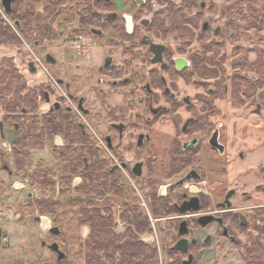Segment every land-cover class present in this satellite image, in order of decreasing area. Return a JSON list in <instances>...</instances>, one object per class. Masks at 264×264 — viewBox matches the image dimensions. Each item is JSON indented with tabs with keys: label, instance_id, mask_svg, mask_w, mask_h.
I'll return each instance as SVG.
<instances>
[{
	"label": "flooded vegetation",
	"instance_id": "flooded-vegetation-1",
	"mask_svg": "<svg viewBox=\"0 0 264 264\" xmlns=\"http://www.w3.org/2000/svg\"><path fill=\"white\" fill-rule=\"evenodd\" d=\"M25 2L28 0L16 5L18 16H22ZM32 2L35 11L46 17L40 24L54 31L49 37L35 30L36 36L55 40L63 35L71 42L73 56H89L90 63L81 65L77 58L71 56L68 61L63 56L62 74L56 71L52 75L38 61L48 75L42 83L46 85L43 100L35 112L18 115H48L56 125L66 124L65 133L48 138L44 147L51 146L56 156L54 148L66 145L64 136L77 139V130L80 132L83 142L67 146L82 149L81 185L87 181L90 158L95 157V186L91 192L82 191L83 199L87 208L96 206L101 220L111 222L116 236L114 254L119 255L128 236L141 248L136 264H206V255L216 242L239 264H264L263 122L249 123L254 125V133L238 134L233 122L213 116L214 101L228 93L233 107L254 106L255 114L261 113L264 104L255 99L262 98L264 86L252 92L253 102H247L245 74L226 75L220 56H173L164 42L169 32L185 34L195 27L200 30L194 37L212 35L208 45H220L216 39L225 36L231 21L224 28H212L202 19L206 10L216 11L214 1ZM2 12L7 23L9 13ZM221 13L226 18L225 10ZM90 42L96 43L97 53H88ZM46 56L43 59L48 65L60 63L56 57ZM28 66L37 71L33 62ZM250 80L259 79L252 76ZM183 84H190L195 93H182ZM237 93L244 100L232 101ZM87 119L96 120L97 131ZM161 123L169 125L167 138L161 139L153 127ZM4 126L13 130L15 141L18 125L9 127L0 120L1 130ZM83 225L87 229L81 250L86 264L91 226ZM160 233L164 238L158 242ZM54 254L57 264L66 258L65 253L58 261Z\"/></svg>",
	"mask_w": 264,
	"mask_h": 264
},
{
	"label": "rangeland",
	"instance_id": "rangeland-1",
	"mask_svg": "<svg viewBox=\"0 0 264 264\" xmlns=\"http://www.w3.org/2000/svg\"><path fill=\"white\" fill-rule=\"evenodd\" d=\"M174 1L177 4L179 0ZM211 1H214L216 11L206 10L202 19L208 20L212 28L214 26L224 28L227 20L231 21V26L226 29L225 36L223 37L222 35L220 39H216L220 45H208L212 35L208 39L207 37L205 39L194 37V33L198 34L200 30L194 27L193 29H187L185 34L181 32L176 35L173 32H169L164 42L170 48L172 52L170 54L173 56H188L191 59H194V56H199V54H203V56H220L219 59L223 63L221 68L226 75L238 72L239 76L241 74L247 76L248 84L252 76L258 78V82L261 83L262 78L264 79V0H208V3L210 4ZM36 5L37 9L40 10V5ZM15 7L16 3L13 8ZM222 9L225 10L226 18H221L220 16ZM2 11L0 4V15L3 19ZM221 14L223 16V13ZM5 19L8 20L6 24L10 25L14 31L17 30L13 19L8 15L5 16ZM183 26L187 27L188 25L183 24ZM23 38L24 40L19 46L0 45V58L13 59L14 65L23 74L28 87L39 88L43 85V82H46L48 75L41 68L42 65L52 75L56 71L61 75L62 70L65 68L64 62L61 61L62 57L64 56V59L68 58V61H71L72 53H74L71 50V42L66 40L63 35L55 40H44V38L37 37L35 31H31L28 36ZM35 40H39V43H35ZM95 44L93 42L89 43V47L92 45L89 51L87 50L89 54L97 53ZM46 54L56 57L60 63L53 66L48 65L43 59ZM73 57L77 58L76 62L81 65L87 66L90 63L89 56L87 58L86 56ZM28 62L35 64L37 67L36 72H32L29 69ZM67 67L69 66L67 65ZM256 88L253 90L247 89V102L254 101L250 95L257 90ZM180 90L186 94L195 93V88L190 84H183ZM231 91L233 93L232 89ZM88 95L91 97V93H88ZM229 95L228 93L226 97L224 95L219 96L214 101L215 114L213 116L216 119L226 118L228 122L229 120L231 123L233 122L234 133L237 132L238 134L240 132L249 134L256 132L254 125H249V123L263 122L264 126V109L261 113L255 114L254 106L248 105L245 108L233 107L229 102L231 101ZM240 100L244 99L239 93H237V97L233 96L232 101ZM255 101L264 104V94L261 99L258 98ZM42 105L45 108L47 107L46 104ZM2 116L3 111L1 109L0 120ZM235 118L237 119L234 121ZM257 118H262L263 120H257ZM87 122L93 130L97 131L95 119H87ZM161 124L163 125L155 124L153 127L158 129L161 139L167 138L169 125L166 123ZM13 143L14 136L8 146L0 143V156L6 157V160H8L10 174L13 176L11 180H8L6 186H1L0 188V208H3L2 213L6 216L9 224L8 235H6L7 233H2L1 235V237L5 236L4 239L7 238L3 242H6L5 246L8 247L9 252L1 260L5 264H57L55 254L48 249L49 244L57 242L60 249L66 253V258L62 264H84L81 245L87 228L79 220L81 217L80 206L76 204L79 199L85 196L81 189L77 190L82 186L83 176H81L80 171H76V173H70L67 170L62 171L63 162L54 155L51 146L41 150V152L30 148L26 166L23 169H17L12 153ZM36 169H46L47 178L55 181L53 193L49 192L47 188L43 190L38 185L33 186L29 182L27 176L33 175ZM10 186L14 187L11 188ZM3 191H7L9 199L3 200ZM41 198H51L55 201L56 204L52 213L41 211L35 205V201ZM4 201L7 202L6 205ZM47 220H49V226H57L59 228L60 232L58 235L50 233L44 227L45 225L43 224L47 223ZM13 237L15 238L14 241L12 240ZM157 238L159 242L164 237L160 233ZM11 240L12 243L10 242ZM162 258H164L163 255ZM206 264H239V261L235 256H227L225 249L220 248L216 242L206 255Z\"/></svg>",
	"mask_w": 264,
	"mask_h": 264
},
{
	"label": "trees",
	"instance_id": "trees-1",
	"mask_svg": "<svg viewBox=\"0 0 264 264\" xmlns=\"http://www.w3.org/2000/svg\"><path fill=\"white\" fill-rule=\"evenodd\" d=\"M32 1L34 0H28V2H26V6L22 10V16H18V11H16L18 9L17 6L21 5L22 0H17V6L8 14V16L17 24V30L15 31L10 25L3 21L0 15V45L19 46L22 44L20 36H28L31 31L35 30H37L41 36H53L54 31L47 28V25L40 24L46 20V17L44 14L35 11ZM258 84L261 86L264 85V79L262 78L261 83L258 81H250L247 89L261 87ZM45 87V84L41 85L39 88L28 87L23 74L14 65L13 59L7 57L0 58V112L2 109L4 113L1 120L9 127H13L15 124L18 125L16 129V138L12 148L17 169H23L24 166H26L30 148L43 150L48 138H52L53 135L56 134H64L65 128H67L66 124L63 122L56 125L48 115L41 118L31 115L23 117L18 115V113L22 111L29 113L36 111L39 101L43 100V90ZM80 136L78 130L76 135L77 139H70L65 135L64 142L66 145L54 148L55 153L64 164L62 171L67 170L70 173H76V171L81 170L83 164L82 149L69 148L67 146L70 142H78L81 144L84 139H81L82 137ZM90 160L91 168L86 172L87 181L77 189H81V192H91L93 190L92 187L95 186V157L91 156ZM1 162L3 168L5 164L9 166L6 157L1 156ZM7 169L10 171V168ZM33 173V175L30 174L27 176L29 182L33 186L38 185L43 190L47 188L49 192H54L55 181L51 178H47L46 169H36ZM55 204V201L51 198H41L35 201V205L41 211L49 213H52ZM76 204L80 206L81 217L79 220L81 224L88 223L91 226L86 250V264H113L117 260L120 261L117 262V264H136L139 262V260H137L139 259V254H141V248L138 247L139 243L136 241H129V237L125 235L127 236L126 243L120 249L119 255L116 256L113 252V240L116 236L111 227V222L101 220L99 212H97L96 206H92L93 204L87 208L86 206L88 205V202L85 201V199H79ZM103 229L105 231H103ZM131 237L133 238V236ZM133 243L134 245L137 244L136 248L132 247ZM133 249L136 251H134L136 258L132 255ZM134 261L136 263H134Z\"/></svg>",
	"mask_w": 264,
	"mask_h": 264
},
{
	"label": "crops",
	"instance_id": "crops-1",
	"mask_svg": "<svg viewBox=\"0 0 264 264\" xmlns=\"http://www.w3.org/2000/svg\"><path fill=\"white\" fill-rule=\"evenodd\" d=\"M11 131H10V128H8L6 126L3 127V130H1V128H0V143L2 145L6 144L8 146L9 142H11L13 140L14 135H13V131L12 132ZM34 151H37V150H34ZM0 158H1V156H0ZM10 173H11V171H9L7 168H3L0 164V188H1V186L2 187L6 186L8 184V180L12 179L13 176ZM13 187L14 186H12L11 188H13ZM2 195H4L3 200L9 199V194H7V191H3ZM4 202L6 205L7 202L6 201H4ZM2 210H3V208H0V264H5V263H3V261L1 259H3V257H5L8 254L9 249L7 246H5L6 242L5 243L3 242V240H6L7 238L4 239L5 236L3 235L1 237V235H2V233H4V234L7 233L6 235H8L9 224H8V220H7L6 216L4 215V213H2ZM48 228H47V230H48ZM14 239L15 238L13 237L12 240L14 241ZM12 240L10 241L11 243H12Z\"/></svg>",
	"mask_w": 264,
	"mask_h": 264
},
{
	"label": "water",
	"instance_id": "water-1",
	"mask_svg": "<svg viewBox=\"0 0 264 264\" xmlns=\"http://www.w3.org/2000/svg\"><path fill=\"white\" fill-rule=\"evenodd\" d=\"M14 2H15V0H1L0 1L1 7H2L5 14H8L11 11V7H12V4ZM152 46L156 47V48H160V49L162 48V47H159L158 45H155V44H153ZM46 60L48 62L52 61L51 57L49 55L46 56ZM49 231H50V233H52L54 235L59 234V228L57 226L50 227ZM48 249L51 250L52 252L58 254V261L62 260L65 257V253L60 250L57 242H53V243L49 244ZM44 264H50V263H44Z\"/></svg>",
	"mask_w": 264,
	"mask_h": 264
},
{
	"label": "bare ground",
	"instance_id": "bare-ground-1",
	"mask_svg": "<svg viewBox=\"0 0 264 264\" xmlns=\"http://www.w3.org/2000/svg\"><path fill=\"white\" fill-rule=\"evenodd\" d=\"M43 225H45L44 227L47 229L49 227V220H48L47 224H43Z\"/></svg>",
	"mask_w": 264,
	"mask_h": 264
}]
</instances>
